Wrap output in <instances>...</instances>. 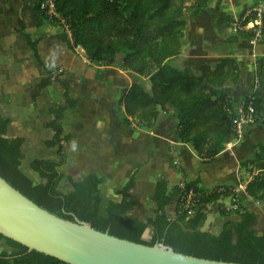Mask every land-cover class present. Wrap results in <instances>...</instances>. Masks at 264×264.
I'll list each match as a JSON object with an SVG mask.
<instances>
[{
  "label": "trees",
  "instance_id": "obj_1",
  "mask_svg": "<svg viewBox=\"0 0 264 264\" xmlns=\"http://www.w3.org/2000/svg\"><path fill=\"white\" fill-rule=\"evenodd\" d=\"M211 1L35 0L33 11L43 21L69 32L68 48L75 51L81 47L89 64L119 67L132 73L131 83L121 89L115 100L122 124L153 128L163 118L172 116L176 139L210 162L229 142L239 137L236 130L239 113L228 89L237 85L241 68L232 53L199 68L177 63L176 58L186 36L187 13L197 16ZM251 9L246 4L237 18L232 15L217 17L214 21L216 33L224 38L249 42L260 27L262 41L264 13L262 24L258 26L256 13L250 12ZM235 22L249 26L232 32ZM25 28V21L21 19L16 30L22 32L26 44L47 72L38 83V89L57 82L63 88L64 101L48 109L51 118L46 126L54 133L44 140V144L57 147L56 156L30 161V167L46 180L44 183H34L22 170L26 139L20 135L7 136L11 119L0 114V175L8 183L64 219L85 221L97 230L108 231L120 238L148 245L161 243L175 252L202 258L264 264V231L256 233L257 214L241 201L232 185L206 189L199 186V178L184 182L185 188L194 187L197 193L192 214H189V208L184 205V188L180 184L170 185L166 177H161L150 195L154 214L144 219L130 213L139 203V196L133 192L135 173L117 192L121 195L120 201H110L106 215L100 212L99 186L103 179L97 173H88L80 180L68 175L73 190L63 192L59 185L65 173L60 166L67 161L64 144L72 141V134L65 132L61 121L65 112L75 108L81 98H74L70 83L61 78L67 70L55 72L44 65L38 50L39 38L33 39ZM254 78L258 79V87L252 89L242 105L246 108L250 100L253 102L257 122L264 119V56L255 61ZM255 157L256 160L242 162L251 173L258 165L256 161L264 160V140L255 144ZM245 191L254 202H264V173L253 174ZM227 198H231L230 207L224 201ZM170 205L175 206L174 214L167 209ZM208 213L226 218L218 234L202 229ZM233 216L239 219H233ZM149 225L153 227L152 236L145 240L143 233ZM3 238L0 233V240ZM5 239L16 251L0 252V264H70L29 250L11 238Z\"/></svg>",
  "mask_w": 264,
  "mask_h": 264
},
{
  "label": "rangeland",
  "instance_id": "obj_2",
  "mask_svg": "<svg viewBox=\"0 0 264 264\" xmlns=\"http://www.w3.org/2000/svg\"><path fill=\"white\" fill-rule=\"evenodd\" d=\"M34 1L35 0H0V90L3 95L16 96V120L18 119L19 121L17 127L22 129L25 133L24 135L30 138L23 144L25 158L22 160L21 168L25 172H31V174L36 175V177L39 175L36 171L35 174L30 171V169H33L30 167L29 161L31 157H33L32 155L36 156V154L42 153L38 150L37 145V143L40 144V142L36 143V141L39 140L37 139L38 137L41 138V140L45 137L44 132L41 130L44 129L47 121L51 118L48 114V109L52 106L57 107L64 101L63 88L57 82H54L44 89H38V83L43 77L47 76V72L43 68L44 66L37 61L36 55L31 47L26 44L22 32L16 30V28L19 27L21 19H23L26 26L28 25L25 31L30 32L33 38H39L38 50L44 65L55 72H61L62 69L67 70L66 72L68 73L62 75L61 78L70 83L71 95L74 98H81L80 101L84 98L81 97L83 94H85V97L88 95H97V99L103 103L99 118L101 120H107L105 133H103V131H105V129H103L104 125L99 126L94 122L95 119L93 117H95V115L92 110L89 113L84 110V112L88 114L87 116L85 115V117L80 115V112L77 110L78 108L76 109L80 101L76 107L73 108L74 110L66 111L68 115L63 118L65 122H61L65 124L64 128H66V130H71L69 132L72 133L73 136L70 143L64 144L68 154L66 163L60 166L61 170L65 173L64 177L71 175L77 179L82 174V171H80L82 166L83 169H85V166L86 169L88 168L90 170L94 168L93 153L96 152L95 154H104L105 158L117 162L120 168H118L119 171H113V175L116 180H120L119 183L122 184L129 179L130 175L132 176L133 173L129 171L130 166L133 162L136 163L138 156V159L143 156V154H141L143 148L140 147L139 143H135L127 150L124 143H131L127 139L124 143H121L123 141L118 137H128L130 134L121 129L126 127L121 125L117 113L113 111L112 107L115 105L110 107V104H115V93L117 95L123 87L128 86L132 81L133 75L130 71L119 67L103 68L89 64L85 51L81 47H77L75 51L70 50L67 45L70 38L69 32L63 30L60 26H53L40 19L33 12ZM239 1L241 2L243 0H237V2ZM214 2L215 4L219 2L222 7L226 5L227 8H231V3H235V0H216ZM256 6H253L250 12L254 13V7ZM187 15L188 26L186 28V36L183 40L181 52L176 58V62L192 64L196 68H199V66H201V59H205V56L208 57L209 55V52L203 47H209L210 43L204 42L203 44L201 43L200 46L196 43V45L192 43L194 40L191 39L190 36L194 34L195 25L200 24L201 26L207 25L211 27L212 22L205 16L198 19V17L189 12ZM35 16H37V18H34ZM200 20H202V24ZM231 30L232 32H236L234 27L233 29L231 28ZM259 43H261L260 40L257 41L254 48L255 53L260 55L264 53V46H257ZM214 46L217 47L214 53L216 55H212V58L221 57L224 51H226L225 46L219 44H214ZM197 47H199V49L195 50ZM248 51V49L245 50L247 53ZM243 76L248 80L252 78L251 73L246 70ZM78 119L79 122H81L79 125L75 123ZM173 124H175L174 119L168 116L165 125V129L167 130L165 131L172 129L174 126ZM37 126H41V130ZM127 129L128 128H126V130ZM86 130L89 131L85 133ZM14 132L18 133L20 131H16L15 128L10 134ZM92 132L94 133L92 134ZM30 136L36 138H31ZM88 136L90 137L84 143V147L88 152L85 154L86 157H81L79 156L80 150L78 146H81V143L83 144ZM261 137L262 138L257 141H262L264 137ZM133 138L136 140L138 139L137 136H133ZM172 145V143L166 142L163 146L164 151L157 153L164 155L166 158L161 160V165L164 164L163 161H167L171 158L175 159ZM165 153H168L169 157H167ZM54 156H56V152ZM253 156L252 154V157ZM149 159L152 160V165L149 170L154 172L157 163L156 155L152 153ZM172 163L175 167L179 165L174 162ZM159 170H164V168L161 167L158 171ZM134 173L137 175V171ZM61 182L70 184L65 178H63ZM61 182L59 186H61ZM152 183L153 178L151 175H146L143 180L136 181L135 191L133 190V192L139 196V203L135 209L130 211L132 215L144 219L145 216L154 214V204L150 199ZM237 187L239 188V184ZM62 189L64 188L62 187ZM136 189L141 192L137 193ZM230 200L231 198L224 200L229 207L231 206ZM254 203V205H256V211L254 212L257 214L254 228L257 234H261L264 229V202ZM169 211L171 214H174L175 206L170 205ZM232 218L236 220L239 219L235 216ZM225 220L226 218L220 217L216 213H208V217L202 229L210 232H217ZM152 231L153 228L149 225L143 234V238L145 240H150Z\"/></svg>",
  "mask_w": 264,
  "mask_h": 264
},
{
  "label": "crops",
  "instance_id": "obj_3",
  "mask_svg": "<svg viewBox=\"0 0 264 264\" xmlns=\"http://www.w3.org/2000/svg\"><path fill=\"white\" fill-rule=\"evenodd\" d=\"M214 1L216 0H212L209 3V5L206 8H204L199 15L196 16L198 17V19L199 18L201 19L203 16L208 18L212 22L211 27L207 25L201 26L200 24L195 25L194 34H192L190 38L194 40V42L192 43L194 44L198 43L199 46L201 43L203 44L204 42L210 43L209 47H203L205 48L207 52H209L208 53L209 55L207 54L208 57L205 56V59H201L200 61L201 66L205 63H213L214 61L220 59L227 53H232L233 56L237 58L240 68H241V76H240V79L237 85L230 87L228 89V92L232 97V101H233L235 109L238 110L241 107L245 98L250 94V92L253 89L255 61L261 56H264V53H261L260 55L258 53H255V51L252 53L251 45L249 44L248 40L228 39V38L219 36L216 33V30L214 29V21L217 17L222 16V15H232L235 18H237L240 12L242 11V8L244 5L247 4L250 7H253V6H256L260 1H264V0H243L241 2L240 1L237 2V0H235V3H231L232 4L231 8H227L226 5L222 7V5L219 4V2L215 4ZM34 18H37V16H35ZM200 21L202 24V20ZM26 27H28V25ZM25 32H28V31H25ZM214 44L225 46L226 51H224V53L219 58H215V57L212 58L214 55H216L214 53L216 51L215 48L217 47H215ZM257 46L259 47L264 46V35H263V39L261 43H259ZM198 49L199 47H197L195 50H198ZM247 49L249 50L248 53L245 52V50ZM245 70L251 73V76H252L251 80L244 78L243 73ZM0 95H3L1 90H0ZM117 95L115 93V100H116ZM96 96L97 95H88L87 97H85V94H83V96L81 97H84V98L82 101H80L76 109L78 108L77 110L80 112V115L82 117H85V115L87 116L88 115L87 113L91 112L92 110L94 112L93 114L95 115V117H93L95 119L94 122L99 126L104 125L103 129H105V131H103V133H105L106 132L105 127L107 125V122H106L107 120H103V119L101 120L99 118V116L101 115L103 103H101L97 99ZM111 104H110V107L115 105L112 108H113V111L116 112L118 115L116 103L115 104L111 103ZM72 110L74 109H69L67 111H72ZM84 110L87 111V113H85ZM16 111L17 109H16V96L15 95L0 96V114L3 117H9L11 119V122L8 126L7 135L10 137L20 135V136H24L26 140L30 139L28 136L24 135L25 133L23 132L22 129L17 127V125L19 124V121L18 119L16 120V115H17ZM66 115H68L67 112L64 114V117H66ZM167 118H163L162 120H160L156 124V126L153 128L127 127L124 124H122V122L120 121L121 125L128 128L127 130L126 128H121V129L127 132L128 134H130L128 137L126 136L118 137L122 139L123 142L120 141L121 143H124L126 139L131 143V144L124 143L125 148H127L128 150L130 149V147L133 146L132 144H135V143H139L140 147L143 148V150L141 151V154H143V156L140 159H138L139 158L138 156L136 163L133 162L131 164L129 171L131 173H134L135 171H137L136 181L143 180V178H145L146 175L152 176L153 183H152V189L150 191V195L154 192L156 181L161 177H166L169 180L170 185H174L176 183L179 184L180 181L181 182L194 181L197 178H199L200 180L199 186H202L206 189H211L217 185H232L234 186V190L236 191L238 184H244L246 188V183L249 181V179H251L253 174H256L258 172L264 173V160L256 161L258 165L257 167L254 168L252 173L248 171V168L242 166V162L246 160H256L255 144H257L258 142H261V141H257L260 138H262L261 136L264 137V119L257 121L253 124L243 126L242 134L238 138L229 142L226 145L225 149L221 153H219V155H217L212 161L206 162L204 161V159L199 157L189 145L187 144L185 145L184 143H181L176 139L175 132H174L175 124H173L174 126L172 127V129L165 131L167 130L165 129ZM62 121L65 122V119H62ZM75 123H78L79 125V123L81 122H79V119H78L77 122ZM174 123H175V120H174ZM62 125L63 127H65V124H62ZM37 127L41 130V126H37ZM15 128H16V131H20V132L18 133L14 132L13 134H10V132L13 131ZM64 129L66 133H70L69 131H71V130H66V128ZM41 131L44 132L45 137L43 140H41V138L38 137L37 139L39 140L36 141V143L40 142L41 145L38 143L37 145H38V150L41 151L42 153L36 154V156L32 155L33 157H31L30 161L33 158L55 157L54 154L57 150V147H47L44 144L45 139H50L53 136V133H54L53 130L51 128H48L45 125L44 129ZM88 131L89 130H86L85 133H87ZM93 133L94 132H92V134ZM133 136H137L138 139L137 140L134 139ZM89 137L90 136H88L84 140L83 144L81 143V146H78V149L80 150L79 156L81 157H86L85 154L88 152V150L84 147V143L85 141L88 140ZM31 138H36V137H31ZM166 142L167 143L170 142L173 144L172 150H174L173 155L175 159L171 158L167 161H163L164 164L161 165L160 162L165 157L164 155L157 154V153H159L160 151H164L163 146ZM95 153L96 152L93 153V156H94L93 167L94 168L90 170L88 168L86 169V166H85V169H83V166H82V168L80 169V171H82L81 176L78 177L77 179H75L73 176L72 178L74 180H80L88 173H97L100 177H102L103 182L99 186V191L102 196L100 212L101 214L106 215L107 214L106 210H107V207L110 201H120L121 195L118 194L117 192L121 190L125 182L120 184L119 183L120 180L117 181L115 176L113 175V171H119L118 168H120L117 165V162H114L110 159L105 158L104 154L101 155V154H95ZM152 153L156 155V159H157L154 172L149 170L150 166L152 165V160L149 159V156ZM252 154L254 155L253 157H252ZM165 155L169 157L168 153H165ZM30 161H29V165H30ZM172 162L179 164L177 165L178 167L173 166ZM161 167H163L164 170L158 171V169ZM30 171L34 172V174L36 173L34 170L30 169ZM25 173L34 181V183H41V182L44 183L46 181L44 178H41L39 175L36 177V175L31 174V172L29 171ZM67 176L64 177L66 180H68ZM68 183L70 184L61 182V186H59V188L65 193H69L73 190L72 183L69 182V180H68ZM62 187L64 189H62ZM136 192L139 193L141 191L136 189ZM237 193L240 194L242 202L250 210L256 211V205H254L255 204L254 201L250 199V197L247 195L245 189L238 191ZM167 209L169 211V206ZM222 225L218 229L217 232H212V233L218 234L222 229ZM263 231L264 229L262 230V232ZM3 251L10 253L12 251H16V248L8 244L6 239L3 238L2 240H0V252H3Z\"/></svg>",
  "mask_w": 264,
  "mask_h": 264
},
{
  "label": "water",
  "instance_id": "obj_4",
  "mask_svg": "<svg viewBox=\"0 0 264 264\" xmlns=\"http://www.w3.org/2000/svg\"><path fill=\"white\" fill-rule=\"evenodd\" d=\"M0 233L29 250L70 264H243L178 253L161 243L135 242L79 219H64L39 206L1 175Z\"/></svg>",
  "mask_w": 264,
  "mask_h": 264
},
{
  "label": "built area",
  "instance_id": "obj_5",
  "mask_svg": "<svg viewBox=\"0 0 264 264\" xmlns=\"http://www.w3.org/2000/svg\"><path fill=\"white\" fill-rule=\"evenodd\" d=\"M52 5V3H51ZM254 11L257 14V19L255 20L256 23L258 24V26H261L262 24V16L264 13V1H260L258 3V5L256 7H254ZM249 25H244L242 26L240 23H234L233 27L234 30L236 31L238 28L241 29H246L248 28ZM262 37V33L260 31V27L257 28V32L255 34V36L249 40V44L251 45V50H253V52L255 51V45L257 43L258 40H260V38ZM258 79L254 78L253 79V89H256L258 87ZM253 99V97H252ZM238 117L236 119V130L239 134V136L242 134V130H243V126L245 125H249V124H253L255 123V118H256V114H255V108H254V104L253 102L250 100L248 102V104L246 105V108L241 105V107L238 109ZM180 186L182 188H184V205L186 208H189L188 213L192 214V206L195 205L196 202V190L194 187L191 188H185L184 186V182L180 183ZM245 186L244 184H239V188H236V191H241L244 190Z\"/></svg>",
  "mask_w": 264,
  "mask_h": 264
}]
</instances>
